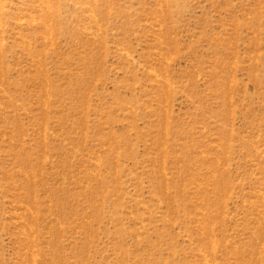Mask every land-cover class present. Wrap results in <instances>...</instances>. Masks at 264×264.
<instances>
[{
    "label": "rangeland",
    "instance_id": "obj_1",
    "mask_svg": "<svg viewBox=\"0 0 264 264\" xmlns=\"http://www.w3.org/2000/svg\"><path fill=\"white\" fill-rule=\"evenodd\" d=\"M0 264H264V0H0Z\"/></svg>",
    "mask_w": 264,
    "mask_h": 264
}]
</instances>
